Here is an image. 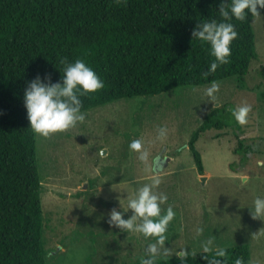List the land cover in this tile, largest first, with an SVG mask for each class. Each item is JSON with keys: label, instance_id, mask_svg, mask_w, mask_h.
<instances>
[{"label": "rangeland", "instance_id": "374dc122", "mask_svg": "<svg viewBox=\"0 0 264 264\" xmlns=\"http://www.w3.org/2000/svg\"><path fill=\"white\" fill-rule=\"evenodd\" d=\"M252 25L259 59L243 80L216 81L214 98L205 93L210 83L121 98L85 110V120L72 128L48 136L35 133L46 264L140 261L155 237L121 230L109 223V212L116 208L125 210L124 218L130 216L127 194L154 175L161 178L157 190L168 196L162 211L171 206L176 212L165 234L168 254L159 259L176 256L181 248L202 251L200 242L213 235L222 247L248 244L251 264H264V217L254 218L250 211L255 197L264 196V167L257 164L264 160V11ZM241 103L251 105L243 125L231 112ZM215 108V119L225 126L198 138L201 174L188 143ZM160 125L168 129L162 139L157 138ZM136 138L144 141L147 161L129 148ZM238 138L245 147L241 157L233 152ZM159 156L170 157L160 171L155 168Z\"/></svg>", "mask_w": 264, "mask_h": 264}, {"label": "trees", "instance_id": "16d2710c", "mask_svg": "<svg viewBox=\"0 0 264 264\" xmlns=\"http://www.w3.org/2000/svg\"><path fill=\"white\" fill-rule=\"evenodd\" d=\"M219 6L220 0H0V264H46L42 176L24 105L27 82L37 74L61 82L60 59L83 58L104 81L103 88L81 97L85 111L233 76L243 80L259 59L252 25L256 15L231 21L238 37L229 62L207 75L214 57L192 36L199 22L221 19ZM216 111L188 143L201 174L205 167L196 142L207 130L225 126L215 119ZM244 148L238 138L233 152L241 157ZM225 248V264H234L236 257L251 264L248 244ZM204 255L192 253L189 264H207ZM156 264L179 260L172 256Z\"/></svg>", "mask_w": 264, "mask_h": 264}, {"label": "clouds", "instance_id": "9594fccd", "mask_svg": "<svg viewBox=\"0 0 264 264\" xmlns=\"http://www.w3.org/2000/svg\"><path fill=\"white\" fill-rule=\"evenodd\" d=\"M260 9H264V0H220L218 12L221 19H205L196 25L192 33L193 38L206 43L210 55L214 57L205 75L215 72L218 67L229 62L230 46L238 37L236 25L231 21H243L249 14L259 15ZM60 63L64 66L61 82H50V76L45 75L42 78L37 74L27 82L24 90V105L30 127L39 136L67 130L78 122H83L86 113L82 111L81 97L104 87V81L85 59L68 61L66 57H62ZM219 86V82H211L205 89L206 95L214 98ZM250 111L251 105L247 103H241L231 109L234 119L241 125L247 123ZM167 134V126L160 125L157 138L162 139ZM129 148L136 151L142 161L148 160L149 152L144 148L141 138L131 140ZM257 164L264 167V160H257ZM160 183L161 178L154 175L150 182L137 186L133 195L127 194V209L132 210V214L127 218H124L125 210L112 208L109 212V223L121 230L155 237L154 242L148 243L146 255L141 257L140 264H156L161 256L168 254V248L164 244L165 234L176 212L171 206L162 211L161 205L167 201L168 196L157 190ZM250 211L254 218L264 217V196L255 197ZM197 232L203 234L204 228H197ZM200 247L207 264H225L222 258L226 255V248L216 244L215 236L210 235L203 239ZM209 253L211 255H208ZM174 254L179 264H189L188 258L192 251L181 248ZM234 264H245L244 258L236 257Z\"/></svg>", "mask_w": 264, "mask_h": 264}, {"label": "water", "instance_id": "95a60500", "mask_svg": "<svg viewBox=\"0 0 264 264\" xmlns=\"http://www.w3.org/2000/svg\"><path fill=\"white\" fill-rule=\"evenodd\" d=\"M169 159L170 157H165L164 159H162L160 156L157 157L155 168L160 171V169H162V165H165ZM204 180L205 177H203V181Z\"/></svg>", "mask_w": 264, "mask_h": 264}]
</instances>
